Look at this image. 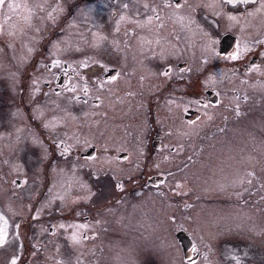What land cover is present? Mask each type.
I'll use <instances>...</instances> for the list:
<instances>
[{
	"label": "rangeland",
	"instance_id": "374dc122",
	"mask_svg": "<svg viewBox=\"0 0 264 264\" xmlns=\"http://www.w3.org/2000/svg\"><path fill=\"white\" fill-rule=\"evenodd\" d=\"M72 1L6 0L0 10V264H185L175 232L187 221L208 262L220 242L252 249L260 264L264 201L250 200L255 217L240 189L247 174L264 189V64H250L262 54L253 48L264 0L233 3L235 12L224 0H83L69 10ZM225 32L238 59L218 53ZM108 67L118 73L105 81ZM52 69L74 88L55 92ZM178 80L201 81L219 100L155 98L152 120L149 95ZM191 105L199 116L186 121ZM151 135L163 146L154 154ZM90 144L96 155L80 157Z\"/></svg>",
	"mask_w": 264,
	"mask_h": 264
},
{
	"label": "flooded vegetation",
	"instance_id": "af4514ba",
	"mask_svg": "<svg viewBox=\"0 0 264 264\" xmlns=\"http://www.w3.org/2000/svg\"><path fill=\"white\" fill-rule=\"evenodd\" d=\"M81 1H83V0H73L72 2H67L68 9L72 10L73 6L76 5V2L78 3V2H81ZM53 3H55V2H53ZM247 4H249V3H247ZM247 4H238V7L235 10H238L240 8L245 7V6H247ZM228 7H229V9H231L229 4H228ZM1 8H2V6H0V10H1ZM231 11H233V10L231 9ZM233 12H235V11H233ZM225 33H229V32H225ZM223 34H221V35H223ZM261 39L262 40L260 41L259 46L257 44V46H254V48H253L255 50L259 49V51L262 52L261 57L260 56H256V58L252 57L250 59V64L255 59H259V62L261 64H264V52H263L264 51V36L261 37ZM240 51H241V54H243V55L246 54V51H245L244 48H242V50H240ZM237 52H238V40H237V38H236L234 54L225 55V54L219 53V51H218L219 55L227 56V57L234 56V55L237 54ZM54 63L56 64L58 62H55L53 60V61H51L48 64V66L53 68ZM185 66H186L185 62L177 63V67L179 69H181V68H183ZM169 70H170V67L167 66L165 68V72H168ZM117 73H118V69L116 67H108L103 72L102 79L105 80V81L109 80V79H112L115 75H117ZM69 75H70V73L69 74L68 73L65 74L64 70H61V72L60 71L56 72L54 69L51 70V78L55 77V79L53 81L51 80L53 82V90L55 92H60L64 87L68 91L71 90L72 88H74V86H72V85L70 86V84L68 83L69 82L68 79H66ZM49 81L50 80H47L45 82V86H49ZM178 81L179 82H176V81L175 82H170L169 81V83L165 84V86L162 89L161 93H159L161 91V89H160L158 92H156V94L152 93L151 95H149V104L147 106H148L149 115L151 116L152 120L155 119V108H156L155 107L156 106V103H155L156 100H154L155 98H157L158 99L157 102L160 103V102L163 101V98H164V100H167L168 97H170L173 93H176L177 96L189 97L192 100H194V103H197V104L201 105L202 102H203L202 96L205 94L207 100L210 101V96H209L208 93H212L215 96V98L217 99V101L219 100L217 91L212 89V88L204 89V87L202 86L201 81L198 82V83L196 82L195 84H189V85L185 81L184 82H181L182 80L181 81L178 80ZM188 88H191V90L189 91ZM22 90H23V88H22ZM22 90H21V92H22ZM186 91L189 92V93H187ZM86 97L92 103H98L99 102V99L98 98H92L91 94L88 91L86 93L85 98ZM120 103H121V101H120ZM198 116H199V110L197 109V107H195L193 105H191L190 108H186V113L183 115V117H184V119H186V121L187 120L188 121L194 120ZM152 123H153V121L152 122L150 121V124H152ZM150 138L151 139H148V141H147L148 146H149V148H148L149 149V154L150 153L154 154V152H152V150L156 146L158 148H162L163 149V146H160V144L162 142L161 140L158 141V143H157L154 140V138H152V135H151ZM163 143H165V142H163ZM173 148L174 147L170 145V147H168L166 149L167 150H173ZM96 152H97L96 146L94 144H90V146H88L87 149L79 151L78 154H79L80 157H83V158H91V157L96 155ZM171 152H173V151H171ZM87 153H89V154H87ZM83 154H87V155H83ZM117 157L119 159H122V158L126 157V152L124 150H122V149L119 150ZM153 160H154V158H153ZM247 167L249 168L248 170L250 171L251 175L254 178L255 175H254V173H252L251 167L250 166H247ZM248 177L251 178V176L247 174L246 180L242 179V181H243L242 184H241L242 188L240 190H241V192H243V190H244L245 194L242 195L241 197L244 199L245 204L247 205L248 208L251 209V211L253 213L254 211L250 207L249 202H250V200L251 201L253 200L254 202L256 201V203L264 201V189L261 186V184H262L261 180H260L261 182L260 181L257 182L254 179V185L252 186V183H251L252 181ZM103 179L106 180V181H109V182H107L105 184V186H107L108 183H110V185H112L111 184L112 179L110 177L105 176V178H103ZM244 184H245V187H243ZM249 187H251V188L249 189ZM256 188H259V190L261 191L260 194L257 193L258 190H256ZM248 189H249V191H248V193H246ZM240 193H239V195H240ZM254 195H256V197ZM260 210L262 212L261 215L263 216L264 215V213H263L264 211H263L262 208ZM254 214H255V212L253 213V215ZM179 230L182 231V233L185 235L186 246L190 245V249L187 248L185 250L183 248V246L180 244V242L178 241V243L180 245V252H181L182 258L184 259V262H187L185 264H237L238 261H239V264H251L252 261H255L251 257V254H252V251H253L252 249L245 247V254L240 255L237 252V250H235L236 249V248H234L235 246L231 245V246H229L226 249V247H223L221 245V243L218 242L216 244L217 250H218V252L216 254L217 259L215 257V260H213L211 262H208V257L210 256L209 249L207 248V246H205V243L200 244V243L197 242L196 238L192 234V232H193L192 229L189 227V222L188 221L187 222H181ZM179 230H177V231H179ZM206 242L209 243V241H207V240H206ZM193 249H195V251ZM236 252L238 254H236ZM260 253H261V256H260L261 258H260L259 262H260V264H264V250L262 249V252H260ZM254 257H256V256H254Z\"/></svg>",
	"mask_w": 264,
	"mask_h": 264
},
{
	"label": "water",
	"instance_id": "95a60500",
	"mask_svg": "<svg viewBox=\"0 0 264 264\" xmlns=\"http://www.w3.org/2000/svg\"><path fill=\"white\" fill-rule=\"evenodd\" d=\"M235 44H236V37L230 33H224L223 35H221V37L218 41V51H219V53L225 54V55L234 54ZM208 94L210 96L211 102L217 101V99L215 98V96L212 93H208ZM89 153H87V154H89ZM87 154H83V155H87ZM175 236L177 237L178 241L180 242V244L183 246V248L185 250L187 248L190 249V245L186 246L185 235L182 233V231H180V230L177 231L175 233Z\"/></svg>",
	"mask_w": 264,
	"mask_h": 264
},
{
	"label": "snow or ice",
	"instance_id": "6c2138e0",
	"mask_svg": "<svg viewBox=\"0 0 264 264\" xmlns=\"http://www.w3.org/2000/svg\"><path fill=\"white\" fill-rule=\"evenodd\" d=\"M224 2L229 4V5H231L233 3L247 4V3H249V0H224ZM5 3H6V0H0V6L5 5ZM177 6L179 7V5H177ZM8 7L11 8V7H13V5L12 4H8ZM16 7H19V5H16ZM231 18L235 19L234 17H231ZM238 58L239 57L236 56V55L232 56V59H238ZM236 115L237 116L241 115V113L239 111V105L236 106ZM209 119H211V117H209ZM65 151H67V149H65ZM0 220H3L2 216H0ZM3 223H4V226L0 227V245L5 244L6 238H7V235H8V232H7V221L4 220ZM72 239L74 240V242H79V240H78L76 235H74ZM193 250L195 251V249H193ZM17 260H18V258H13L12 261H11V264H17ZM237 264H239V261L237 262Z\"/></svg>",
	"mask_w": 264,
	"mask_h": 264
}]
</instances>
